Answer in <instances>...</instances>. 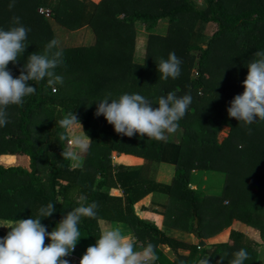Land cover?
<instances>
[{
    "label": "trees",
    "instance_id": "obj_1",
    "mask_svg": "<svg viewBox=\"0 0 264 264\" xmlns=\"http://www.w3.org/2000/svg\"><path fill=\"white\" fill-rule=\"evenodd\" d=\"M204 1L206 6L199 8L192 0H55L52 7L45 0H14L10 9L12 0H0V29L16 26L13 17L30 29L25 52L8 65L13 78L30 54H43L55 39L50 19L67 30L88 25L95 35L91 44L59 48L63 63L55 72L63 77L62 85L53 91L47 78L29 81L35 93L6 109L9 122L0 127V154H15L7 156V163L15 162L16 154L26 155L29 168L0 164V219H35L38 209L51 202L55 211L41 218L51 232L72 209L96 202V217H82L78 224L80 238L73 253L79 257L100 238L98 222L103 219L127 223L135 250L151 243L157 256L153 264H200L206 258L209 264H231L241 248L249 254L244 264H262L257 261L260 244L239 227L254 228L264 241V120L242 126L228 116L227 108L244 91L254 53L264 50V0ZM42 7L49 13L41 12ZM162 19L167 20L164 34L154 31ZM136 21L147 32L142 63L133 61ZM198 21L215 26L204 47L192 43ZM170 52L181 60L180 75L162 80L157 64ZM193 66L196 75H191ZM169 92L192 97L178 121L177 141L122 136L102 115H94L95 101L109 94V99L140 94L157 108L159 98ZM69 112L90 139L84 161L74 167L62 157L68 145L61 136H69L68 131L56 125ZM222 126L229 131L219 141ZM144 161L172 164L171 180L159 182L145 174ZM195 169L223 173L220 193L193 189L189 184ZM117 189L119 194H113ZM153 191L166 194L165 224L186 229L198 240L240 224L230 229L225 242L200 246L181 241L135 214L134 204ZM80 196L86 200L81 202ZM49 243L46 237L45 246ZM159 244L171 251V259Z\"/></svg>",
    "mask_w": 264,
    "mask_h": 264
},
{
    "label": "clouds",
    "instance_id": "obj_2",
    "mask_svg": "<svg viewBox=\"0 0 264 264\" xmlns=\"http://www.w3.org/2000/svg\"><path fill=\"white\" fill-rule=\"evenodd\" d=\"M15 6L14 0L9 8ZM14 27L9 30L0 29V127L6 126L9 105H22L24 98L35 93L36 87L28 85L29 81L39 82L47 78L50 86L62 85L63 77L56 74L55 69L63 63V51L58 47L56 39L51 40L43 54L32 53L20 69V75L13 78L8 65L16 64L18 58L25 52L27 45L24 41L30 29L24 27L20 17H13ZM256 59L248 65V74L242 82L244 91L230 101L227 108L228 116L235 118L242 126H247L257 119L264 120V50L254 53ZM181 60L174 52H170L167 60L157 64L160 79H176L180 75ZM55 90V88H53ZM103 99L95 101L97 107L94 115L103 116L107 123L114 126L117 134L140 137L157 141L167 139V134L177 131L181 120L186 114L192 97L189 94L178 97L175 92H169L159 98L157 108H153L148 99L140 94H123L118 99ZM109 101H111L109 103ZM72 133L61 136L69 146L62 152V157L78 161L80 153L89 147L90 139L75 134V126L81 124L73 112L56 121V125ZM82 127V126H81ZM251 134V129H248ZM85 133V132H84ZM80 201L86 197L80 196ZM98 205L96 202L72 209L57 224L54 230L48 232L41 224V218L50 217L55 211L54 204L48 203L38 209L37 218L15 220L8 227L11 230L0 238V264H69L64 257L75 248L80 232L78 224L82 217L95 218ZM50 243L45 246V238ZM249 258L246 249L241 248L234 253L231 264H244ZM157 259L154 246L149 243L142 250H135L134 242L125 237L119 227L102 232L95 245L89 246L79 264H153ZM200 264H209L208 258Z\"/></svg>",
    "mask_w": 264,
    "mask_h": 264
},
{
    "label": "crops",
    "instance_id": "obj_3",
    "mask_svg": "<svg viewBox=\"0 0 264 264\" xmlns=\"http://www.w3.org/2000/svg\"><path fill=\"white\" fill-rule=\"evenodd\" d=\"M138 23L142 24L140 21H136L135 26ZM70 32L75 33V34L83 33V35L81 37H79V39L77 38L78 39V41L76 42L77 45H81L83 43V41H85V40H86V42L83 44L93 43V33L89 29L88 25H84L81 28L76 29V30H72ZM143 60H144V55L143 56L141 54L139 55V53H137V49L135 46L134 52H133V61L137 62V63H142ZM8 155L11 156V155H15V154H0V164L6 165V166H8V165H21L25 168H29V157L28 156L16 154L17 159L15 160V162L7 163L5 161L7 160ZM83 161H84V158H82V161L79 164H78V161H71V165L73 167L74 166H80ZM142 170L145 174L147 173V175L153 177L156 181L168 183L173 176L174 166L172 164L166 163V162L144 161L143 166H142ZM193 173L194 174L197 173V175L199 173H202L203 174L202 175L203 176V178H202L203 182H199L198 184H196V183L192 184L191 183L192 184L191 187L193 189H195V188L199 189L205 193H206V191L203 190L205 187L204 183L207 182L206 180L208 179V176L214 177V176L218 175V173H215V172L210 173V172H207L205 170H199V169L193 170L191 172V174H193ZM219 173H221V172H219ZM221 175L222 176H220V177L222 178V181L220 183V189L218 190V188H214V191H209L207 193H210V194H219L220 193L222 185H223V179H224V174L221 173ZM220 177H218V178H220ZM208 185H209V189L211 190V187L213 186L211 179H209ZM119 191H118V189L113 190L112 193L113 194H119ZM165 202H166V194H164L162 192H158V191H153V192H150L149 194L145 195L139 201H137L133 207H134L135 214L139 218L150 221V222H154L155 224L158 225V227L163 229L166 232V234L171 235V236L175 237L176 239H179V240L187 242V243L195 244V243L199 242L200 239L198 240L188 230L181 229L179 227L176 228V226L170 227V226L165 224V222L163 221V218H164L163 204ZM98 223H99V227L101 230V234H102V232L109 230L111 228L119 227L121 229L122 234L125 237L130 238L132 241L135 240V236L132 232V229L130 228V226L127 223H124V222H108L107 220H103V219H100ZM235 224L224 228L222 231L218 232L217 234H215L213 236H210L209 238H201V239H203L204 244L216 243V242H225L228 240V235H229L230 229L231 228H237L235 226H237L240 223L236 222ZM239 230L245 232L247 235H249L250 237H252L256 241H258L260 246L258 248L257 260L264 264V241H262L261 238L259 237L257 230H255L254 228H252L248 225H244V224L240 225ZM158 247L161 250H164V253L170 259L172 258L173 255H172L171 251L166 246L159 244ZM178 251H179V253H182V254L188 253L187 250H183V249H179Z\"/></svg>",
    "mask_w": 264,
    "mask_h": 264
},
{
    "label": "rangeland",
    "instance_id": "obj_4",
    "mask_svg": "<svg viewBox=\"0 0 264 264\" xmlns=\"http://www.w3.org/2000/svg\"><path fill=\"white\" fill-rule=\"evenodd\" d=\"M45 1L48 2L47 5H49V7H52L54 5V3H55V0H45ZM192 1L199 8H203V7L206 6V3H205L204 0H192ZM42 8L44 10L46 9L45 7H42ZM50 22L52 24V28H53V32H54V38L59 42L58 43V47L59 48L77 45L76 42L78 41L79 37H81L83 35V33H81V34L71 33L70 31H72V30H67V29L63 28L61 25H59L58 23L54 22L52 19H50ZM166 26H167V20L166 19H162V20H160L158 22V24L155 27L154 31H156L157 33L164 34L165 31H166ZM135 27H136L135 46H136V49H137V53H139V55L141 54L143 56L145 54L147 32L145 31L143 24H139L138 23V24H136ZM89 29L93 33V31H92V29L90 27H89ZM214 29H215L214 24L198 21V23H197V25L195 27V32H194V36H193V39H192V43L204 47L209 35L211 34V32ZM94 40H95V35L93 34V41ZM85 42H86V40L83 41V43H85ZM193 53H196V52L193 51ZM191 75H196L195 66H193L192 69H191ZM51 87H55V89H57L56 85L51 86ZM73 131L75 132V134H78V135H81V136H85V134L82 131V127L79 124H77L75 126ZM228 131H229V128L227 126H222L221 129L217 133L218 140L221 141L224 137H226L227 134H228ZM71 134L72 133L68 132L69 136ZM180 135H181V129L178 127V129H177V131L175 133L167 134V139L166 140L177 141L179 139ZM88 143H90V142H88ZM87 150H88V148H87ZM87 150L84 151L83 153H80V159L78 160V164L82 161V158H84V156L86 155ZM117 154L118 153H116V157H117ZM110 159L111 160L113 159V161L116 160V159H114L113 155L110 156ZM205 171L210 172V173L211 172H215V173H218V175H216L214 177L213 176H208V179L206 180L207 182L204 183L205 187H204L203 190L206 191V193L209 192V191H214V188H218V190H219L220 189V183L222 181V178L220 177V176H222L221 173H219L217 171H211V170H205ZM202 175H203L202 173H199L198 175H197V173L191 174L190 175L191 176L190 177L191 183L192 184L193 183L198 184L199 182H203V180H202L203 176ZM218 177H220V178H218ZM209 179H211V182L213 183V186L211 187V190L209 189V185H208L209 184ZM192 184H189V185L192 186ZM12 223L13 222H10V221L4 220V219H0V233H8L11 229L8 228V227H4V226H8V225H10ZM0 238H2L1 235H0ZM163 252H164V250H163ZM83 255L84 254H82V256ZM82 256H80V257L78 256L79 257V261L82 258ZM257 258H258V249H257ZM79 261L77 262V264H79ZM194 262H195V259L193 260V263ZM259 263H262V262H259Z\"/></svg>",
    "mask_w": 264,
    "mask_h": 264
},
{
    "label": "built area",
    "instance_id": "obj_5",
    "mask_svg": "<svg viewBox=\"0 0 264 264\" xmlns=\"http://www.w3.org/2000/svg\"><path fill=\"white\" fill-rule=\"evenodd\" d=\"M40 11L44 12L45 14L49 13V11L47 9L44 10L43 8H40ZM53 88H55V87H53ZM53 88H52V90H53ZM64 259H66L69 262V264H77V262L79 261V257L75 253H73V251L68 256L64 257Z\"/></svg>",
    "mask_w": 264,
    "mask_h": 264
},
{
    "label": "water",
    "instance_id": "obj_6",
    "mask_svg": "<svg viewBox=\"0 0 264 264\" xmlns=\"http://www.w3.org/2000/svg\"><path fill=\"white\" fill-rule=\"evenodd\" d=\"M198 244H199L200 246L205 245L203 239H200L199 242H198Z\"/></svg>",
    "mask_w": 264,
    "mask_h": 264
}]
</instances>
